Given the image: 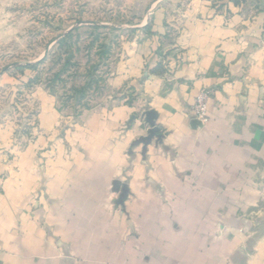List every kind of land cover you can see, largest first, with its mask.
<instances>
[{"label": "crops", "instance_id": "obj_1", "mask_svg": "<svg viewBox=\"0 0 264 264\" xmlns=\"http://www.w3.org/2000/svg\"><path fill=\"white\" fill-rule=\"evenodd\" d=\"M147 26L93 107L0 133V264H264V0Z\"/></svg>", "mask_w": 264, "mask_h": 264}, {"label": "rangeland", "instance_id": "obj_2", "mask_svg": "<svg viewBox=\"0 0 264 264\" xmlns=\"http://www.w3.org/2000/svg\"><path fill=\"white\" fill-rule=\"evenodd\" d=\"M193 2L0 0V133L24 145L44 97L71 117L93 107L127 49L152 34L153 11Z\"/></svg>", "mask_w": 264, "mask_h": 264}, {"label": "built area", "instance_id": "obj_3", "mask_svg": "<svg viewBox=\"0 0 264 264\" xmlns=\"http://www.w3.org/2000/svg\"><path fill=\"white\" fill-rule=\"evenodd\" d=\"M213 94V90L202 91L196 98L192 107V112L195 118L201 123H206L209 120L208 103Z\"/></svg>", "mask_w": 264, "mask_h": 264}, {"label": "water", "instance_id": "obj_4", "mask_svg": "<svg viewBox=\"0 0 264 264\" xmlns=\"http://www.w3.org/2000/svg\"><path fill=\"white\" fill-rule=\"evenodd\" d=\"M159 128H153L149 131L148 136L140 140V142L148 144L154 137H159Z\"/></svg>", "mask_w": 264, "mask_h": 264}]
</instances>
